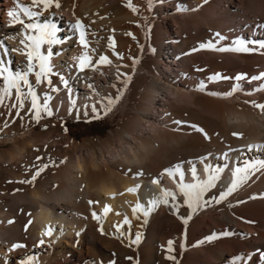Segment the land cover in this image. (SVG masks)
<instances>
[{"label":"bare ground","instance_id":"6f19581e","mask_svg":"<svg viewBox=\"0 0 264 264\" xmlns=\"http://www.w3.org/2000/svg\"><path fill=\"white\" fill-rule=\"evenodd\" d=\"M139 1L144 13L133 0H46L47 6L45 0L0 3L6 7L0 18V70L7 67L13 75L26 71L27 54L32 52L28 81L41 109L35 119L23 82L24 106L19 107L14 88L9 95L2 91L7 73L0 75V145L11 143L15 148L8 154L0 151L4 169L30 172L33 162L45 161L46 150L62 140L53 134L61 130L65 118L100 113L115 117L119 112L131 116L130 130L112 129L105 141L98 138L102 141L98 145L85 144V151L82 146L77 158L70 152L77 147L68 143L59 147L61 156L40 163L37 171L52 166L63 179L50 192L15 194L11 205L0 198V217L8 224L0 227V264H23L22 245L29 248L27 253L35 252L29 255L34 264H233L236 256L241 259L235 264H264V168L220 198L236 167L264 161V149L248 148L264 144V109L257 107L264 105V78L252 79L264 71V48L256 43L264 38V0H258L255 12L251 0ZM18 5L37 15L26 16ZM13 9L16 15L10 17ZM17 17L23 24L15 22ZM77 19L83 27H74ZM45 22L55 24L62 42L40 46L41 54L50 50L53 55L47 61L51 71L37 82L40 61L29 37L38 31L24 25ZM216 33L235 41L249 35L246 44L261 50L240 53L200 47L216 43ZM224 40L216 47H233ZM101 56L110 63L99 62ZM214 74L220 78L210 80ZM46 97L51 115L43 110ZM108 97L116 102L109 105ZM38 126L50 130L43 132ZM178 164L182 178L174 170ZM193 166L199 180L210 174L206 166L223 169L195 210L179 191L181 179L193 182L189 171ZM165 169H173L172 174ZM162 190L174 193L167 204ZM22 204L30 211L38 208L25 230L21 223H10ZM137 234L140 239L134 243ZM20 237L25 240L20 242Z\"/></svg>","mask_w":264,"mask_h":264},{"label":"snow or ice","instance_id":"6c2138e0","mask_svg":"<svg viewBox=\"0 0 264 264\" xmlns=\"http://www.w3.org/2000/svg\"><path fill=\"white\" fill-rule=\"evenodd\" d=\"M35 2H36V0H33V3H35ZM45 2H46V0H45ZM151 2H152V0H149L150 4H151ZM18 6L23 8L24 13L28 17H33V16L37 15L36 13L29 11V8L27 6H24V5H18ZM46 6H47V2H46ZM56 6L59 7V4L57 3ZM128 6L132 7L131 3H129ZM135 10L136 9L133 8V11H135ZM8 15L10 17L16 15L15 9L10 10ZM15 22L23 24V20H20L18 17H17V20ZM24 27H26L28 29L35 28L38 31V34L36 36L29 37V38L33 41V52L35 53L37 59L40 61V71L35 73L37 82H39L42 76H46V74L51 71L50 67H48V65H47V61L53 55V53L50 50L48 51L47 55L41 54L39 51L40 46L42 44H47V45L51 46L54 44H59L62 41L56 37L57 29H56L55 24H48L47 22H45L44 24L28 23V24L24 25ZM74 27H77V28L83 27V25L79 19H77L76 25H74ZM216 36L218 37V40L216 41V43H218L219 40L226 39L225 37L221 36L219 33H216ZM81 43L82 44L86 43V41L84 40V33L83 32L81 33ZM216 43L209 41L206 44H201L200 47L201 48H210V49H214L217 51L249 52V51L254 50V49L247 47L246 42L244 40H241V39H237L236 41H234V45L231 48H217ZM257 43H259L260 48H264V41H260ZM27 55H28L29 64L27 66L26 71L16 72L13 75L7 67H3L2 70H0V75H4V73H7V75H4V81L7 84V87H5L2 91L5 95H9V94H11L10 89L14 88L15 92H16V98L18 101V106L23 107L24 106V94L21 93V82H23V85L28 86L27 95L32 97V107H31V109H29V111L35 110V117L34 118L39 119L41 109L37 103L36 93L32 89V87L29 85V81H28V73L33 71V64H32L33 53L30 52ZM85 59L86 58L84 56H82L80 58L81 69H83V67L86 66V64L84 63ZM99 62L110 63V61H108L107 58L104 56L100 57ZM218 78H220V74H214L213 76L209 77L210 80H214V79H218ZM241 78H243V77H241V76L236 77L237 80H239ZM261 78H264V73H261L260 76L252 77V79H254V80L261 79ZM203 87L204 86L201 85V89H203ZM262 87H264V85H262ZM236 90H238V86L233 88V91H236ZM230 94L231 93H226L225 95H230ZM48 99H50V97H46L44 100L43 110L45 112H47L48 115H51L52 113L47 107ZM116 99H119V96H117ZM116 99L108 97L107 98L108 104L109 105L114 104L116 102ZM2 102H3V97L0 96V103H2ZM14 107H16V105H14ZM257 107L264 109V105H257ZM93 111H96L94 106H93ZM198 130L203 131V129H198ZM234 135H237V134L234 133ZM248 148L250 150L253 148L264 149V144L249 145ZM204 159H206V158H201L202 162ZM257 168H264V161H259L256 164L246 163L242 167H236L233 170V180L231 181V185L228 187L226 192L221 193L220 198L223 199L224 197L229 195L231 192H233L239 186V184L243 183L248 178V176L251 175V173L253 171L257 170ZM42 170L43 169H41L40 171H42ZM174 170H175V172L180 174L181 178L183 177V172L181 171L179 164L174 166ZM165 171L168 172L169 174H172L173 169H165ZM189 171L191 172V174L193 176V182L192 183H183V180L181 179V183L179 185V191L181 193H183V196L185 197L184 203L186 205H188L190 208H192L193 210H195L196 207L200 206V203L202 201L204 193L209 188L213 187L214 182L219 178V174H220V172L223 171V169H221V168L211 169L210 166H206L205 171L210 172V174L208 175L207 179H205V180H199L197 178V172H196L195 166L191 167L189 169ZM36 175H39V172H37ZM35 178H36V176L32 177L33 180H35ZM157 182L158 181H156V180L153 181V183H157ZM138 187H139V185H137L135 188L129 189V191H135L136 188H138ZM161 196L163 197V203L167 204L168 203L167 197H173L174 198V193L170 190H162ZM217 202H219V201H217ZM153 203H155V202H153ZM204 203H208V201H204ZM137 207L139 208L140 205L138 204ZM107 210H109V209L106 207L105 211H107ZM148 211H151V209H149ZM144 214H145V216H147L148 212L146 211ZM186 222H187V219H185V223ZM10 223H11V221H10ZM125 223H128V221L125 220ZM47 234H50V231ZM223 235H229V233L225 232V233H223ZM212 238L213 237L210 236V237H207L206 239L210 240ZM139 239H140V235L137 234V239H136V241H134V243H138ZM40 243H43V241H40ZM198 243H202V241L198 242ZM172 244H173V242L170 240L168 242V250L169 251L172 250ZM13 247H21V245H14ZM182 247H183V245H182ZM169 258L174 259L173 257H169ZM261 258L264 259V255H262ZM240 259H241V257H239V256L233 257V264H235V262L239 261ZM25 264H34V261L32 260V258H30L29 261L25 262Z\"/></svg>","mask_w":264,"mask_h":264},{"label":"rangeland","instance_id":"374dc122","mask_svg":"<svg viewBox=\"0 0 264 264\" xmlns=\"http://www.w3.org/2000/svg\"><path fill=\"white\" fill-rule=\"evenodd\" d=\"M5 1L6 0H0V3H3ZM8 1L12 4V6H15L17 3L20 2V0H8ZM243 1L245 2L246 0H243ZM251 1H253L251 4L252 10H253V12H255V10H257V8L259 6L258 0H256V1L251 0ZM133 2H134V4H136V6L143 8L142 9L143 13L145 12L142 1L133 0ZM247 3L250 4V1H247ZM247 3H246V5H247ZM5 10H6V7L1 5L0 6V18H2V16L4 15ZM262 12H264V9H262ZM260 25H262V24H260ZM254 26H256V25H254ZM242 30H246V28L242 27ZM246 36H247V39L245 40V42L247 43L250 41V38L248 37L249 35H246ZM225 38L226 39L224 40V42L229 39L228 43H230V45H234V41H235L234 37L233 38L232 37H230V38L225 37ZM220 41L221 40H219V42ZM252 41L254 42V40H252ZM260 41H264V38H261V37L258 38L256 40V43L260 42ZM231 43H233V44H231ZM219 45H221L222 47H227V45H229V44L221 43ZM246 46L251 48L247 44H246ZM254 50L260 51L261 49L257 48ZM240 53H248V52H240ZM260 71H262V70H260ZM262 73H264V71H262ZM189 111H191V110H189ZM126 115H127V113H125V112H119L115 117H113V115H111L110 113H100L97 116L95 115L92 117L65 118V119H63V120H65V122L60 125L61 130H59V131L57 130V131H55V134H53L55 138H57V137L61 138L62 137L61 139L63 141L61 140V142L57 143L58 145L57 144L52 145L51 149L48 148L46 150V152H47L46 155L48 156V157H46V160H45V161H47L46 163H44L45 161L38 162V163L33 162V164H34L33 166L35 168L34 169L35 171L32 170L30 172H27V171H18L17 172V170H15L16 171L15 172L13 169L9 171V170L4 169L2 167V165H0L1 166V168H0V196L1 197L0 198L2 199V201L5 200L4 201L5 204L11 205V203H13V201L15 200V197H16L15 194H17L18 196H19V194L20 195L21 194L22 195H31V194L33 195L34 192H36L38 190H41V191L43 190V192L45 191L46 193L50 192L59 183V181L61 182L63 179L61 177H59V175L57 173L53 172L52 169L54 167H52V166L48 167L47 168L48 170L37 171V170H39L38 168H41L40 167L41 164L42 163H44V164L49 163L51 161L50 159H54V156L56 154H57L56 156H59L61 154L60 148L61 147L63 148V146L68 145V143L69 144L72 143V145L74 147L75 146L77 147L76 149H71V151H70L72 154V157L75 159L78 157V154H76V153H79V150L81 149L82 146H83L82 150L85 151L88 148L86 146L84 147L85 144H92L94 146L98 145L99 143L102 142V141L98 140V138H101V140L105 141L110 136L112 129L119 131L121 133H123L122 131H124V130H130L131 125H130L129 121H130L131 116L127 115L129 117L128 118V117H126ZM38 129H40L43 132H46V131L50 130V126H47V127L38 126ZM69 140H70V142H69ZM39 143H41V142H39ZM52 148H54V149H52ZM55 148H56V150H55ZM14 149L15 148L12 147L11 143L0 145V151L3 153H6V154L13 152ZM52 155H54V156L52 157ZM49 157H51V158H49ZM8 161H9V159L7 161H5L4 163H6ZM12 171H14V172H12ZM35 172L36 173L39 172V175H36ZM33 176H36L35 180L32 179ZM54 182H56V183H54ZM12 197H13V199H12ZM11 200H13V201H11ZM0 203H2L1 200H0ZM28 207L29 206L27 204H22L20 209H18L19 210L18 213L14 214V215L12 214L13 216L11 215V220H12L11 224H14V223L20 224L21 223L20 224L21 228L24 229L25 227H27L29 225V223L33 221L30 218H32L33 213H35V210H36V212L38 211V208L30 211V209H28ZM2 209L3 208L0 206L1 211H2ZM8 209H9V207H8ZM28 210H29V212H28ZM1 215H2V213H1ZM6 226H8V224H4L2 222L1 217H0V227L5 228ZM19 240L21 242V241H24L25 239H23V237H20ZM24 246L25 245H22V249L26 248L25 249L26 251L23 253L22 256L19 255V256H21L23 264H25L26 261H29V257H30L29 255L35 254V252H28L27 253V251H29V248L24 247ZM9 259L14 260L15 257H13L12 255H9ZM128 264H133V262L130 261V262H128Z\"/></svg>","mask_w":264,"mask_h":264}]
</instances>
